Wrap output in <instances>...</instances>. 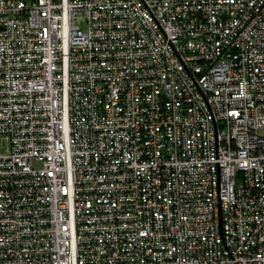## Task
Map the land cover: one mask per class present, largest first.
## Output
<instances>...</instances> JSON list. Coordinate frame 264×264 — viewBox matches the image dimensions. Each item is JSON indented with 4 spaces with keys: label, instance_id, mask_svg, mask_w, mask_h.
Returning <instances> with one entry per match:
<instances>
[{
    "label": "built area",
    "instance_id": "built-area-1",
    "mask_svg": "<svg viewBox=\"0 0 264 264\" xmlns=\"http://www.w3.org/2000/svg\"><path fill=\"white\" fill-rule=\"evenodd\" d=\"M0 264H264V0H0Z\"/></svg>",
    "mask_w": 264,
    "mask_h": 264
},
{
    "label": "rangeland",
    "instance_id": "rangeland-1",
    "mask_svg": "<svg viewBox=\"0 0 264 264\" xmlns=\"http://www.w3.org/2000/svg\"><path fill=\"white\" fill-rule=\"evenodd\" d=\"M5 147H6L5 139L0 138V152H1V149H2V151H5V149H6Z\"/></svg>",
    "mask_w": 264,
    "mask_h": 264
}]
</instances>
